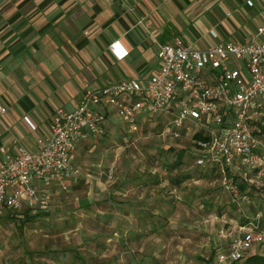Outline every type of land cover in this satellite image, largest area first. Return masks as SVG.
<instances>
[{
    "label": "rangeland",
    "instance_id": "rangeland-1",
    "mask_svg": "<svg viewBox=\"0 0 264 264\" xmlns=\"http://www.w3.org/2000/svg\"><path fill=\"white\" fill-rule=\"evenodd\" d=\"M162 121L131 134L120 117L109 116L102 136L78 146L71 164L79 175L66 191L50 193L48 209L30 218L1 215L0 264H219L227 246L220 232L229 225L205 220L211 214L238 224L263 220L264 173L237 174L234 198L218 173L197 166L204 141L193 140L192 128L179 139L163 137ZM260 126L255 153L264 157ZM182 150L184 163L169 170ZM179 176L190 179L173 186ZM251 252L263 255L264 242Z\"/></svg>",
    "mask_w": 264,
    "mask_h": 264
},
{
    "label": "built area",
    "instance_id": "built-area-1",
    "mask_svg": "<svg viewBox=\"0 0 264 264\" xmlns=\"http://www.w3.org/2000/svg\"><path fill=\"white\" fill-rule=\"evenodd\" d=\"M6 1L0 0V6ZM210 36L217 38L212 31ZM109 50L118 60L128 54L119 41ZM261 97L263 43L218 42L204 49L180 38L164 43L156 70L145 81L124 79L86 89L75 109L57 108L48 135L37 138L35 151L0 147V217L48 209L50 193L66 191L78 177L72 156L80 143L104 134L108 113L120 117L131 134L158 119L164 120L158 122L163 137L179 139L190 128L203 132L208 140L200 143L196 164L215 166L226 192L237 198V174L246 177L245 168L256 170L257 176L264 173V157L255 153L254 137L262 117ZM4 112L0 105V114ZM205 222L229 225L220 232L227 246L217 255L219 264L239 262L264 242L258 218L238 224L211 214Z\"/></svg>",
    "mask_w": 264,
    "mask_h": 264
},
{
    "label": "crops",
    "instance_id": "crops-1",
    "mask_svg": "<svg viewBox=\"0 0 264 264\" xmlns=\"http://www.w3.org/2000/svg\"><path fill=\"white\" fill-rule=\"evenodd\" d=\"M259 28L264 0H8L0 6V147L35 151L57 108L75 109L86 89L145 81L164 43L264 44ZM115 41L128 53L121 60L109 50Z\"/></svg>",
    "mask_w": 264,
    "mask_h": 264
},
{
    "label": "trees",
    "instance_id": "trees-1",
    "mask_svg": "<svg viewBox=\"0 0 264 264\" xmlns=\"http://www.w3.org/2000/svg\"><path fill=\"white\" fill-rule=\"evenodd\" d=\"M256 126H260V122L258 121L256 123ZM261 130L264 132V127L261 125L260 126ZM192 138L194 141H204L206 142L208 140V136L204 135L203 132L201 131H194L192 133ZM184 156H185V152L182 150L178 153H176V158L173 162V164L169 167V170L173 171L174 169H176L177 167H179L180 165H182L184 163ZM195 161H196V158H194ZM199 166V165H197ZM201 167V166H199ZM204 167H209L210 168V172H214L215 173H218L217 172V168L215 166H204ZM204 177H207V176H202V178ZM190 179L189 176H179V177H176L174 179H172V181L170 182L173 186H179L181 183H183L184 181ZM159 182L157 181H154V183L152 185H157ZM240 188H242V186H239ZM149 216V214L147 215ZM29 218L30 217H34V215H29L28 216ZM250 220L248 219H244L243 220V224H246L248 223ZM147 224H150V225H160L159 222L154 219V220H149ZM259 228L264 231V219L263 220H260V218H258V222H257ZM155 230V227L153 228L152 232ZM233 264H264V254L261 255V254H250V255H247L243 260L239 261V262H235Z\"/></svg>",
    "mask_w": 264,
    "mask_h": 264
}]
</instances>
